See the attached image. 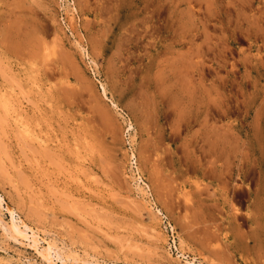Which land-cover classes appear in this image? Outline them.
I'll list each match as a JSON object with an SVG mask.
<instances>
[{
	"label": "rangeland",
	"instance_id": "1",
	"mask_svg": "<svg viewBox=\"0 0 264 264\" xmlns=\"http://www.w3.org/2000/svg\"><path fill=\"white\" fill-rule=\"evenodd\" d=\"M0 264H264V0H0Z\"/></svg>",
	"mask_w": 264,
	"mask_h": 264
},
{
	"label": "bare ground",
	"instance_id": "2",
	"mask_svg": "<svg viewBox=\"0 0 264 264\" xmlns=\"http://www.w3.org/2000/svg\"><path fill=\"white\" fill-rule=\"evenodd\" d=\"M9 210H11V211H14V209L13 208H11V207H9ZM17 224H18V222H17ZM16 224V221L14 222V224H13V227L16 229V230H18L19 232H22V233H24V234H26V235H28V233L27 232H24L25 230H21V228H20V225L18 226ZM20 224V223H19ZM21 226H24V225H21ZM25 228H26V230L28 229V226L27 225H25L24 226ZM30 228V227H29ZM29 232V231H28ZM36 233V232H35ZM35 233H33V235L31 236V237H33V240H34V243L36 244V239H35ZM37 245H38V243H37ZM51 252L52 251H50V250H46V252L44 251V253L42 254L47 260H52V258H51ZM57 254V253H56ZM58 256V255H57ZM52 262V261H51Z\"/></svg>",
	"mask_w": 264,
	"mask_h": 264
},
{
	"label": "built area",
	"instance_id": "3",
	"mask_svg": "<svg viewBox=\"0 0 264 264\" xmlns=\"http://www.w3.org/2000/svg\"><path fill=\"white\" fill-rule=\"evenodd\" d=\"M172 231H173V230H172ZM172 237H173V240L176 239V238H175V233H174V231H173V233H172ZM175 241H176V240H174V243H176ZM176 248H177V247H176Z\"/></svg>",
	"mask_w": 264,
	"mask_h": 264
}]
</instances>
